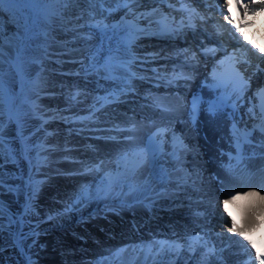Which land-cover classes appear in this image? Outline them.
Wrapping results in <instances>:
<instances>
[{"label": "bare ground", "instance_id": "obj_1", "mask_svg": "<svg viewBox=\"0 0 264 264\" xmlns=\"http://www.w3.org/2000/svg\"><path fill=\"white\" fill-rule=\"evenodd\" d=\"M232 2L242 27L256 31L262 27L261 37L264 39V23L252 26L256 19H249V14L245 15L240 11V6L234 0ZM251 2L241 0L242 4ZM104 7L112 9L117 5L105 4ZM119 8L124 9L122 6ZM46 9L43 18L34 21L32 32H43L45 36L64 42V46L60 47L63 53L51 46L45 50L28 47L18 52L16 34L22 33L24 20L18 14L13 18L5 12V55L4 63L0 66L3 69L4 106L7 92L20 85L27 90L28 101L21 113L23 136L19 138L29 146H37L32 150L39 151L42 159L46 158L35 169V175L42 179L43 187L35 201L36 214L31 216L30 228L40 233L48 243V249L36 264H144V253L140 252L138 246L147 248L156 242L172 241L177 237L188 241L196 234L202 235L209 247L214 246L225 252L230 263L249 264L250 261V264H254L253 256L247 251L243 252L244 255L238 253L246 249L250 251L251 248L243 238L230 234L231 218H224L215 205L218 204L216 201L227 199L228 192L234 194L237 190L248 191L250 188L264 191L263 133L256 129L251 136L255 144L244 145L243 171L238 168L229 174V153H236L232 124L227 117L230 114L223 111L212 115L206 111L205 105L193 118L182 103L186 102L191 109L194 95L200 94L208 100L217 94L216 90L208 89L203 72H196L188 62H180L184 54L180 41L182 34L171 35L168 47L160 43L164 38L155 36L147 39L148 42L138 40L125 49L121 40L123 28L120 24H109L110 19L121 10L107 15L101 13L99 5L93 9L91 5L79 3L69 5L63 12V19L58 15L49 19V10L64 9V5L53 4ZM89 10H94L97 18L106 17L105 22L109 25L106 33L87 26ZM81 11H84L82 18ZM174 18L178 23L179 17ZM81 24L85 27L84 34L88 35L86 32H89V36L97 42L96 49L89 50V53L85 51L90 60L87 64L82 60L81 50L92 43L82 37L73 43L70 37L73 27ZM138 43L146 48L141 49L142 55L137 50ZM146 45L151 47L147 48ZM252 51L259 53L262 49ZM127 52L131 55L125 56ZM65 57L69 61L84 63L80 67L71 64L59 67L58 64ZM155 57H165L171 63L166 71L168 75L171 76L174 70L190 71L195 81L192 85L188 84V80L167 83L161 69L164 66L157 64L158 67H151L156 65L155 59H152ZM141 59L148 63L142 65ZM110 60L113 65L109 71L105 64ZM204 60L207 61V57ZM10 61L20 66L22 76L9 64ZM121 64L127 66V70ZM39 72L46 77L40 79L37 86L35 76ZM129 72L136 76H129ZM196 85L200 88L198 91L194 90ZM248 96L244 100L247 105ZM158 105L171 110H162ZM248 119L258 123L251 116ZM161 123L167 124L162 128L172 130L177 127V133L184 135L187 142L186 146L183 144L184 147L177 149V141L174 138L170 140L161 161L163 163L166 159V166L161 164L156 169L158 179L149 175L153 169L145 167L132 182L139 185L137 190L124 186L114 191L99 192L104 171L114 170L118 154L134 146L129 140L133 135L129 129L136 126L135 141L141 144L149 129H157ZM256 123H250L244 117L235 124L240 128H252ZM15 137L16 126L5 129L6 141ZM183 148L189 149L187 155L183 154L187 149L181 152ZM3 161L5 156L0 157V169L14 168L13 164H2ZM101 161L104 168L98 172L94 166ZM90 168L92 170L88 171ZM4 181L0 199L15 211L19 206L7 190L11 180ZM87 185L93 186L92 198L87 203L69 208L73 196ZM229 209L235 211L239 222L237 209L231 205ZM256 231L257 237L264 242V226ZM231 235L236 238L234 242L227 243L222 238ZM250 239L255 241L251 234ZM5 240H0V244ZM187 252L184 250L179 255H165L163 264H185L183 260L192 256ZM204 253V248H198L195 256L199 260L193 259V264H222V261L217 262L209 255L204 260ZM90 258H94L95 262L90 263Z\"/></svg>", "mask_w": 264, "mask_h": 264}, {"label": "snow or ice", "instance_id": "obj_2", "mask_svg": "<svg viewBox=\"0 0 264 264\" xmlns=\"http://www.w3.org/2000/svg\"><path fill=\"white\" fill-rule=\"evenodd\" d=\"M138 0H0V66L4 63V29H3V15L5 12L9 13L11 17H15L20 11H27L20 9L19 6L23 4H35V3H51V4H60L64 5V9H52L49 10L50 19L51 16H60L63 19V12L69 5L86 3L91 5L94 9L96 5L100 6L101 13H107L111 15L113 9L105 8V4L114 3L117 5L115 10H119V7L123 6L128 9V13L135 17V11L131 5L137 3ZM179 3L183 4L186 0H178ZM226 3V0H224ZM237 5L240 6V11L245 15L249 12L255 14L256 12H264V0H252L249 4H242L241 0H236ZM181 11L188 12L187 16V27L195 28L194 15H198L195 10L189 11L188 9H181ZM89 21L87 26L89 28H95L99 32L106 33L109 25L105 22L106 17L101 16L97 18L96 12L94 10L88 11ZM84 15V11L80 12V18ZM142 16L145 14H141ZM136 19H139L137 17ZM200 20H204L203 16H199ZM224 19L230 24H235V21L231 20L228 15L224 16ZM160 25V30L163 32L174 33L178 30H182L185 27V19L182 18L178 23L174 17H169L167 15H162L161 18L157 21ZM23 27L25 30L28 28V19L25 18L23 21ZM238 30V29H237ZM143 31L138 27L136 20L129 21L127 23V33L129 46L131 42L136 38V35ZM25 36L16 34V39L25 40ZM10 43V41H9ZM251 43V41H249ZM255 48V45H252ZM204 54L207 55L211 52L213 55L217 49H205L203 50ZM264 55V53H262ZM19 59V54L18 57ZM11 62V61H10ZM198 58L196 53L191 54V63H198ZM240 63L250 64V61L238 58L236 53L226 54V59H222L214 67L211 73V80H205V84L213 90L217 91V94L214 98H209L205 100L202 95H194L191 100V115L195 118L199 112L204 109L206 105V111L212 115H217L222 113L224 110L231 107L233 110H237L240 105L244 102V93L250 86L249 78H246L244 73L241 72L238 68ZM113 61H107L105 68L109 71L111 70ZM121 67L127 66L121 64ZM259 69V65H257ZM18 74L22 76V72L17 68ZM129 76H135V73L129 72ZM3 69L0 67V157H3L5 154V148L7 146L8 158L16 159V150L12 147V140H5V127L7 124H15L17 128V135L22 137L23 133L21 131L23 125L21 120L20 109L17 108L12 100V94L9 92V104L7 106V113H5V106L3 103L2 92H3ZM169 84L175 83L179 80H189L191 79V72H185L183 70L177 72L173 71V74L169 77H165ZM39 86V74L37 76L36 82ZM259 97V104L253 105L252 108H249V113L251 117L258 120V123L254 124L252 129H249L247 126L240 128L237 124L232 125V136H233V145L236 149L235 155L229 153V163L227 165V170L229 174L234 173L238 168H241L242 162L245 159L244 155V145L251 143V136L256 129H259L261 133H264V89H261L257 93ZM162 110L170 111L171 109L165 108L164 105H158ZM259 108V116H257L255 108ZM7 116V120H5ZM133 135L129 137V140L134 145L133 147L123 151L118 154L115 159V168L114 170H106L103 173V178L100 181L98 186L99 192L104 191H114L117 187L127 186L132 190H137L139 185L132 183L135 178L141 174L142 170L146 165L155 160L157 151L162 150L166 142V134L168 129L157 128V130L149 137L148 143L141 146L135 141V132L136 126L133 125L129 129ZM177 141V149L184 147L183 140L175 138ZM30 148H36L37 146H29ZM264 147V144L261 145ZM46 158H41V153L36 151V166L39 167L41 163L44 162ZM233 161L235 163H233ZM31 162V161H30ZM96 171H101L104 168V162L101 161L94 166ZM92 169H88L91 171ZM241 171L243 169L241 168ZM4 174L3 171H0V189L4 187ZM42 181L34 179L31 175L25 181L26 189L24 191V203L20 211H13L9 205H6L5 202L0 199V240H5V233H7V238L11 239L14 247L21 248L25 253H30L31 250L27 248L26 242L24 240V230L21 225L24 221L30 218L32 215L36 214V203L35 197L38 193L39 186L42 184ZM10 193L20 192L21 189L9 186L7 189ZM228 198L222 201L224 212L228 214L231 218V211L229 206H233L237 209L240 214V221L236 219L231 220V227L228 229L229 232L238 234L243 238L244 241H247L248 247L255 251L256 242L250 239V234L257 230L259 227L264 226V191H257L255 188H250L248 191H235L227 193ZM93 196V186L87 185L82 186L81 189L73 196L72 201L69 203L68 207L80 206L84 203H87ZM241 202V203H238ZM198 248H204L205 253L203 259L206 260L208 255H215L216 249L214 246L209 247L207 240L200 235L196 234L189 238L186 243L180 241H160L155 244L149 245L147 248L141 247L140 252L144 253V264H163V257L165 255L176 254L179 255L182 251L187 250L189 252L195 253ZM3 248L0 247V251ZM126 251V250H122ZM119 255V253H117ZM255 259L259 264H264V252H257ZM25 264H36V261L33 260L32 256L29 254L26 256ZM250 264V261H249Z\"/></svg>", "mask_w": 264, "mask_h": 264}, {"label": "rangeland", "instance_id": "obj_3", "mask_svg": "<svg viewBox=\"0 0 264 264\" xmlns=\"http://www.w3.org/2000/svg\"><path fill=\"white\" fill-rule=\"evenodd\" d=\"M50 5L52 6L53 4L35 3V4H23L19 6L20 9L27 10V11L18 12V15L22 16L23 20H25V18L28 19V28L27 30L23 29L22 33L20 34L21 36H25V33L27 32L26 39L23 41L19 40V43L17 44L16 49L18 50V52H21L24 48H28V47L33 48L36 46L38 48L45 50L47 46L49 47L51 46L53 48H57L60 54L63 53L61 48L62 46H64V42L54 39V38H50L48 36H45L42 34L43 32L35 31L33 33L31 29V26L34 24V21H36V19L38 20L40 18H43V16L47 12L46 8L50 7ZM84 28L85 27H83V24L77 27L74 26L73 29L70 31V37L73 43L77 41L78 37L87 39L88 41L92 43L91 46H87L86 48H84V50H81L82 48H79L81 51H83L81 53V56H83L82 60H84V62H86L87 64L90 62V60L88 59L89 57H88V54L86 53L87 52L89 53V50L96 49L97 42H95L94 39L89 36V32H86L88 33V35L84 34V31H83ZM86 50L87 52H85ZM84 62L83 61H78V62L69 61V59L68 58L66 59L65 57L61 60V63H59L60 65L58 64V66L63 67L65 64L67 65L71 64V66L80 67V64ZM9 64L13 65L16 69L17 68L20 69V66L15 64L14 62H9ZM38 74H39V80L44 79L46 77L45 75H42L41 72H39L36 74L35 79H37ZM196 87H198V85H196ZM11 94H12V100L15 106L19 108L20 112L22 113L28 101L27 90L23 86L20 85L14 88V90L11 91ZM6 95L7 96H5V99H4L5 108H6L5 113H7V106L9 104V92H7ZM5 120H7V116H5ZM10 126H16V125L6 123L5 129ZM10 140L13 141L12 147L16 150L17 158L16 159L8 158V152H7V146H6L5 154H4L5 161H3L2 164L6 165L10 163L14 165V168L7 169L6 167H3L0 169V171H3L4 179L11 180V184L8 185V188L9 186H14V187L21 189L20 192L11 193L13 195V201L15 202L17 206H19L18 209L15 211H20L24 203V191L26 189L25 181H27L30 175L36 180L42 181V179L38 177L37 175H35V171H36L35 169L38 168L36 166V150H32V148H30L28 144L22 142L18 135L17 137L12 138ZM42 187H43V183L39 186V190L35 197V201L40 196ZM21 227L23 228L24 233H25L24 240L26 242V246L28 249L31 250V252L25 253L23 249L14 247L11 239L6 238L5 240L6 242L5 243L3 242L2 244H0V247L3 248L2 262H0V264H25L26 256L29 254L32 256L33 260L35 261L39 260L45 255L48 249V243L42 239L40 233L30 228L31 227V217L26 219L24 223L21 225ZM91 262L94 263L95 259L90 258V263Z\"/></svg>", "mask_w": 264, "mask_h": 264}]
</instances>
